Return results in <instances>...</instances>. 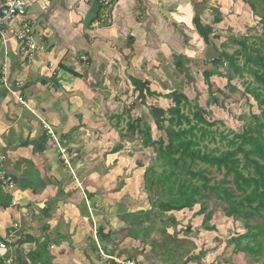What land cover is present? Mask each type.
<instances>
[{
  "label": "crops",
  "instance_id": "crops-1",
  "mask_svg": "<svg viewBox=\"0 0 264 264\" xmlns=\"http://www.w3.org/2000/svg\"><path fill=\"white\" fill-rule=\"evenodd\" d=\"M28 1L26 20L44 49L30 55L16 41L0 39V170L16 185L11 191L0 185V241L8 245L0 264L10 259L12 264H112L104 257L114 255L150 264L148 249H158L157 242L171 240L173 234L152 233L151 243L143 244V236L133 239L122 232L134 226L129 220L121 223V215L147 212L150 205L148 200L129 206L123 197L109 199L110 170L117 159L125 162L120 153L105 155L113 150L109 138L118 134L109 127V114L116 105L134 104L144 119L146 106H153L147 95L153 87L140 79L143 73L162 80L168 65L187 68L195 60L213 58V36L226 29L224 24L237 26L232 17L243 14L245 5L242 0ZM218 11L223 22L215 24ZM189 40H194L192 46ZM126 57L131 64L127 71ZM133 79L143 90L148 85L146 106ZM107 110L112 111L106 115ZM100 125L110 128L106 136L97 131ZM61 148L76 155L72 170L63 163ZM104 157L112 162L106 164ZM29 162L40 174L38 184ZM13 199L19 202L15 208ZM147 226L140 221L137 228ZM164 245L162 257L172 244Z\"/></svg>",
  "mask_w": 264,
  "mask_h": 264
},
{
  "label": "trees",
  "instance_id": "trees-1",
  "mask_svg": "<svg viewBox=\"0 0 264 264\" xmlns=\"http://www.w3.org/2000/svg\"><path fill=\"white\" fill-rule=\"evenodd\" d=\"M242 1L248 11L259 17L260 34L233 41L232 44H235L237 49L231 54L226 52L225 41L220 44L222 50H218L211 43L209 49L216 55L213 58L210 56L193 61L195 69L203 75L207 87L205 106L199 103V99H202L199 90V93H195L197 97L192 101L182 91L170 92L164 96L171 104L165 110L155 106L147 107L146 96H143L146 86L143 90L140 88L142 83L133 79L141 105L149 108L147 110L151 113L154 126L161 135L153 138L151 124L133 114L134 104L127 108L124 106L119 115L115 116L117 126L112 130L119 132L122 139L127 134L131 135L130 144L139 145L141 151L137 154L138 167L146 165L145 160H142L144 157L152 163L151 166L146 165L143 174L145 188L153 191L155 187L158 191L155 203L149 200L151 211L158 208V213L167 215L171 212L192 210L200 205L196 215L203 216L202 226L206 232L211 233L216 231L215 227L209 225L216 211L210 209L209 203L215 200L224 216L234 223H240L245 230L244 233L231 237L230 244L234 247H230L232 258L226 259L224 263L230 264L232 261L233 264H264V5L261 6L264 0ZM222 22L223 17L218 11L214 23ZM213 37L215 40L220 38V32ZM207 41L210 42L209 39ZM126 61L127 71L131 64L127 57ZM184 66L183 63L176 64V68L189 77L190 82L197 80L190 77L188 69ZM223 67L224 73L220 71ZM246 75L251 81L246 80ZM215 77L227 80L226 89L215 87L212 82ZM237 79L242 82L241 95L246 103L252 102V110L248 116L242 115L241 118H247L241 132L229 130L225 133L219 129V126H224L223 121L211 118L212 108L224 109L225 101L230 100V96L237 91L234 84ZM147 95L155 94L148 92ZM254 109L257 113H254ZM125 117L128 120L127 123L125 121L124 131V128L120 127ZM121 150L122 147H115L110 153L116 154ZM131 154H134V151H131ZM91 197L93 195L88 198ZM151 215L150 211H140L134 215L120 216L124 223L129 220L151 225L122 232H125L126 237L133 239H141L143 235L149 237L152 225L156 224L157 220L152 219ZM171 220L176 221L175 217H171ZM162 229V233L167 235L165 227ZM100 232L102 230L98 231L99 235ZM184 233L190 235L192 227H187ZM105 236L103 240L109 235ZM170 238L179 240L174 234ZM215 240L218 241V238H213V241ZM219 245L222 248V243ZM220 248L218 251L213 250L214 253L211 254L218 253ZM205 249L207 248L202 249L198 256H192V259H197L200 263V259L206 254ZM108 257L112 258L109 259L112 264H117L114 259L120 258L119 255Z\"/></svg>",
  "mask_w": 264,
  "mask_h": 264
},
{
  "label": "rangeland",
  "instance_id": "rangeland-1",
  "mask_svg": "<svg viewBox=\"0 0 264 264\" xmlns=\"http://www.w3.org/2000/svg\"><path fill=\"white\" fill-rule=\"evenodd\" d=\"M262 5L264 4H261V6ZM244 11L245 12L243 14H240L238 18L232 17V20L235 21L234 23H236L237 26H234L233 28L227 24H224L226 29L221 30V33H220L221 37L218 38L217 40L213 38L215 40L213 41V44L216 46L218 50H222L220 44L222 43V41L223 42L225 41V45H227L226 52L231 54L237 49V46L235 44H232L233 41H240L243 37H252V35L260 34L261 28L258 26L259 17L254 15L250 10L248 11L246 7L244 8ZM232 15L235 16V13ZM225 16L228 18V14H225ZM227 20L229 21V18ZM252 29H254V31H252ZM181 32L184 34L187 33V31L185 30H182ZM227 38H229L231 41H229ZM190 42L191 40L188 41V43ZM193 42L194 40H192L190 46L193 45ZM187 69L191 75L190 77L195 78L197 80H193L192 82H190L189 77L181 73L179 69L177 68L174 69L169 65L167 66V69H165V71L161 73L162 80H160L161 78L155 77L156 78L155 79V78H152L151 76H149L148 78L146 76V73H143L142 77L140 76L141 77L140 79L142 81L150 82L151 83L150 85H152L153 87L152 89L151 88L150 89L151 91H154L153 93H155L154 96L149 95V97L151 98L149 101L150 105L155 106L157 109L165 110L171 104L169 103L170 102L169 100L164 98V96L169 94L170 92L182 91V93H185L186 96H188L189 100L192 101L193 99L197 97L195 93H199V90H201L202 99H199V103L205 106V100L207 99V92H206L207 87L204 84L205 81H203L204 80L203 75H201L195 69V67L193 66V63L192 65L191 63L188 64ZM220 71L224 73L225 67L220 68ZM245 78L247 81H251L249 76L246 75ZM212 82L216 85L215 87L222 88V89H226V86L228 85L227 80L221 79L220 77H215V79H213ZM241 83L242 82L241 81L239 82L238 79L235 80L234 84L236 85L235 87L237 91L235 92V94H232L230 96L231 97L230 100L225 101L224 109L222 108L215 109V107L212 108L211 118L213 120L223 121L224 126H219V129L221 131H224L225 133L229 132V130L234 131V132H241L243 129V124L246 123L245 119L247 118V117L246 118L244 117L241 118V117L243 114L245 116H248L249 112L252 110L251 109L252 102L250 101L246 103L245 98L241 95V90H243L241 89L242 87ZM144 84L146 87L148 86L147 83H144ZM128 87L130 88V90L132 89L131 88L132 86L129 85L127 86V88ZM225 92L227 93V90H225ZM162 95L163 97H160ZM128 106L129 105H126L125 107L127 108ZM122 109H124V105L123 106L116 105L113 112H111L112 110H107L103 112L106 115H108L111 112L108 117V118H111L110 120L111 124H109V127H112V128L116 127L115 124L117 123V121L115 122V115L118 116L119 112H121ZM147 109L145 110V112L147 113V116L144 117V121L147 123L149 122L151 124L152 136L155 139V138H158L161 135V133H159V131L154 126V121L151 118V113ZM254 113H257L255 109H254ZM133 114L142 116V113L137 114L135 111L133 112ZM127 120L128 119L126 117L125 119H123V123L120 129L124 128L123 130L125 131V128H126L125 121L127 123ZM109 127L106 126L104 130V128L101 127L100 125L97 127L98 129L97 131L100 134L106 136L105 133L108 132V130L110 129ZM103 130L104 132H102ZM117 133L118 134L114 133L112 138H109V141L113 140V142H111L113 145L110 149H113L115 147H122L121 152H119L120 153L119 157H123L125 162L123 160L117 159L114 162L112 169L110 168L111 169L110 171L113 172V174H111L112 180L109 185L106 184L107 189L110 186L112 187V189L109 190L113 192L112 196H110L109 198L111 199L110 201H117L123 197L124 199L123 204H127L129 206H131L130 204L137 205L136 203L138 202L139 199H140L139 203L145 204L147 200L148 201L151 200L152 202L155 203V197H158V191L155 187H153V191L146 189L145 188L146 183H145V179L143 176L146 165L151 166L152 163L147 161L148 158L144 157L142 160H145L144 162L146 165L144 167H138L136 163L138 161L139 156L137 154L141 151V148L139 147L138 144L134 146L130 144V140H132L131 135L127 134L122 139L119 136V132ZM210 147L213 148L214 146H210ZM131 151H134V154H131ZM148 152L150 151L148 150ZM107 154H110V151L105 152V155ZM104 158H105L106 164L109 165V163L112 162V160L109 161L107 157H104ZM28 165H29L28 166L29 173L30 172L31 174L34 173V179L36 180V184H38L39 181H37L38 179H36L35 177L40 178V174L36 173L38 171H36V167L32 163L29 162ZM119 169H122L124 171L123 173L125 174H123L122 172H117V170ZM123 185H125V187H127L128 189H126L122 193V190L125 189V188L122 189ZM139 190L143 192L144 196L143 195L141 197L138 196V193H140ZM133 198L136 199V202L133 201ZM209 204L211 205L210 209H214L216 211L214 213L213 220L209 223L210 226L215 227L216 231L211 232V233L206 232V230L202 226L203 216L196 215V213L200 210V205L195 206V208H193L192 210H185L184 212H171L170 214H167V215L165 214L161 215L160 213H158L159 212L158 208H154L151 211L150 210L151 207L148 206L149 207L148 211L152 213L151 215L152 219L155 218L157 220L155 222L156 224L152 225V230L148 234L149 237L147 241H146L147 236L143 235V240H141L143 244L151 243L150 239L152 238L151 236L152 233L156 234L157 236L161 235L162 230L164 229V228L162 229V227H165L167 233L169 234L172 233L180 237L179 240L171 239L172 240L171 241L164 237L162 238L161 236L160 238L162 239L159 242H157L158 246H160L158 249H156L157 252H155L156 251L155 248L148 249L149 254L146 256V257H149L148 263L150 264L151 263L152 264H199L197 260L191 261L190 259L192 258L193 255L198 256L202 249L207 248L205 249L206 254L204 258L200 259V264H211L213 262H214L213 264H225L224 262L226 261V259L231 257L230 247H233L230 244L231 237L235 236L237 233L242 234L245 232V230L240 225V223H234L233 220L228 219L224 216V214L221 212L218 202H216L215 200H212ZM156 213H158V218H157ZM171 217H175L176 221L175 222L172 221ZM123 218L126 219L125 217ZM139 220H141V218ZM121 223H124V222L121 221ZM129 224L130 225L133 224L134 226L133 228H135L139 226L140 221H135V222L130 221ZM149 226L151 227L150 224ZM187 227H192V233L189 235V237H183L185 236L184 232L186 231ZM216 237L218 238V241L216 240L213 241V238H216ZM171 242H173L172 245H169V247L165 248V252L163 256L164 259H163L162 254L160 253L164 251V247H165L164 244L171 243ZM220 243H222V248H220V245H219ZM138 246H141V245H138ZM218 248H220V251L218 253L211 254V253H214L213 250L218 251ZM191 250H193L192 253H191ZM152 252L154 254L156 253L157 255L152 254ZM209 254H211V257ZM185 260L187 261L184 262ZM230 264H233L232 261H230Z\"/></svg>",
  "mask_w": 264,
  "mask_h": 264
},
{
  "label": "built area",
  "instance_id": "built-area-1",
  "mask_svg": "<svg viewBox=\"0 0 264 264\" xmlns=\"http://www.w3.org/2000/svg\"><path fill=\"white\" fill-rule=\"evenodd\" d=\"M104 4H109V0H105ZM29 8L28 0H7L0 6V39L6 43L7 41L14 40L19 44L21 52H27L32 55L36 52L42 51L44 48L40 46L35 40L33 27L26 20ZM45 9V8H44ZM6 71H4L5 74ZM6 84V81H4ZM12 93V92H11ZM14 94V93H12ZM60 155L63 163L72 170L71 161L76 156L75 154L69 153L66 149L61 148ZM0 185L4 188L14 190L15 181L11 176L6 174L5 171L0 170ZM19 202L12 200L11 207H17ZM18 228V225H14ZM14 238V236H11ZM8 251V245L0 241V253ZM105 260L112 258L104 257ZM117 264H138L134 260H120L114 259ZM3 264H12V260H7Z\"/></svg>",
  "mask_w": 264,
  "mask_h": 264
},
{
  "label": "water",
  "instance_id": "water-1",
  "mask_svg": "<svg viewBox=\"0 0 264 264\" xmlns=\"http://www.w3.org/2000/svg\"><path fill=\"white\" fill-rule=\"evenodd\" d=\"M160 9H161L163 15L166 17V19H169V20L172 22L171 18L168 16V14L166 13V11H164V10L162 9L161 6H160Z\"/></svg>",
  "mask_w": 264,
  "mask_h": 264
},
{
  "label": "bare ground",
  "instance_id": "bare-ground-1",
  "mask_svg": "<svg viewBox=\"0 0 264 264\" xmlns=\"http://www.w3.org/2000/svg\"><path fill=\"white\" fill-rule=\"evenodd\" d=\"M162 14V13H161ZM62 137V136H61ZM113 142V141H112ZM59 161V160H58ZM11 175V174H10ZM90 185V184H89Z\"/></svg>",
  "mask_w": 264,
  "mask_h": 264
}]
</instances>
